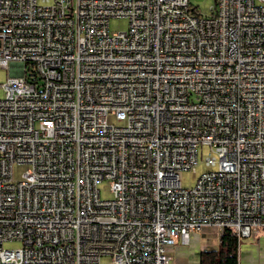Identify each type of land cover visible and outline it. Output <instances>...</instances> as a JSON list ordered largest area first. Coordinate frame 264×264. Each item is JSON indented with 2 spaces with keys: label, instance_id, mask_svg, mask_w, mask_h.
Returning <instances> with one entry per match:
<instances>
[{
  "label": "built area",
  "instance_id": "built-area-1",
  "mask_svg": "<svg viewBox=\"0 0 264 264\" xmlns=\"http://www.w3.org/2000/svg\"><path fill=\"white\" fill-rule=\"evenodd\" d=\"M209 12L0 0V264H170L202 228L218 244L264 230V0ZM202 146L206 171L184 187Z\"/></svg>",
  "mask_w": 264,
  "mask_h": 264
},
{
  "label": "rangeland",
  "instance_id": "rangeland-1",
  "mask_svg": "<svg viewBox=\"0 0 264 264\" xmlns=\"http://www.w3.org/2000/svg\"><path fill=\"white\" fill-rule=\"evenodd\" d=\"M191 5L196 7L200 14L202 15H209V7L213 5L214 0H189ZM109 31L111 33L115 32H124L128 28V21L125 18H111L108 22ZM9 77L8 69H0V99L4 96V91L1 87L2 84H4ZM107 123L108 125L113 126H124V123L118 122L114 116L108 115L107 116ZM209 152V149L207 146H202L198 150V162L195 166V171H189L184 172L182 174V185L184 187H190L194 184V181L206 171V168L204 166L203 160L204 157ZM28 167L25 165H17L14 164L12 166V179L13 181H20L22 178V175L27 171ZM100 194V198L102 200H111L112 199V192L110 190V184L108 181H102L97 186ZM261 231V230H258ZM199 234L202 237V242L205 244H208L210 248H213L217 244V231L215 228L207 227L202 228L199 232ZM246 238H242L241 241H244ZM21 244L19 242H5L3 244L4 249H15L19 248ZM99 264H112V260L110 257L103 256L100 259Z\"/></svg>",
  "mask_w": 264,
  "mask_h": 264
},
{
  "label": "crops",
  "instance_id": "crops-1",
  "mask_svg": "<svg viewBox=\"0 0 264 264\" xmlns=\"http://www.w3.org/2000/svg\"><path fill=\"white\" fill-rule=\"evenodd\" d=\"M202 242L198 233L187 239H180L170 249L172 262L170 264H199L201 251L215 249ZM237 264H264V230L251 231L250 236L238 243Z\"/></svg>",
  "mask_w": 264,
  "mask_h": 264
},
{
  "label": "trees",
  "instance_id": "trees-1",
  "mask_svg": "<svg viewBox=\"0 0 264 264\" xmlns=\"http://www.w3.org/2000/svg\"><path fill=\"white\" fill-rule=\"evenodd\" d=\"M237 249V237L225 230L217 248L200 252L199 264H237Z\"/></svg>",
  "mask_w": 264,
  "mask_h": 264
}]
</instances>
